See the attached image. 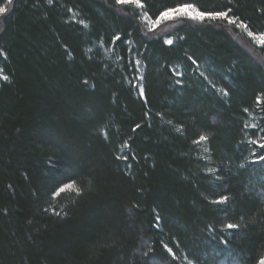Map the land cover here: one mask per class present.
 I'll return each mask as SVG.
<instances>
[{
	"label": "trees",
	"instance_id": "1",
	"mask_svg": "<svg viewBox=\"0 0 264 264\" xmlns=\"http://www.w3.org/2000/svg\"><path fill=\"white\" fill-rule=\"evenodd\" d=\"M146 2L155 18L180 0ZM186 2L233 7L264 30V0ZM141 16L116 0H18L0 20V73L10 77L0 79V264H257L264 255V151L248 143L264 136L255 104L264 47L226 21L182 19L157 32ZM117 34L124 42L112 44ZM129 47L139 50L147 102L127 82ZM187 56L199 68L176 83L168 67L184 72ZM202 133L209 141L194 143ZM68 177L74 187L50 199ZM220 195L230 200L212 203ZM241 217L240 228L225 227Z\"/></svg>",
	"mask_w": 264,
	"mask_h": 264
},
{
	"label": "snow or ice",
	"instance_id": "2",
	"mask_svg": "<svg viewBox=\"0 0 264 264\" xmlns=\"http://www.w3.org/2000/svg\"><path fill=\"white\" fill-rule=\"evenodd\" d=\"M18 3V0H0V20H6L9 18V16L14 13L16 4ZM47 5L52 6L54 5V0H46ZM116 3L119 5L124 6H131L136 8L142 13L141 18L146 22L147 27L150 30H155L162 21H168L172 19L177 18H189L196 21H226L228 25L233 26L235 29L243 30L247 36L254 41L256 44L264 47V30L256 31L253 29V25L251 21H246V19L242 18L241 16H238L236 14V11L233 7L225 6L222 10H201L195 3L186 2V0H180V2H177L172 7H165L163 11H160L158 15H155V18H153V15L149 14L148 5L146 0H116ZM67 11L72 12V16L70 17V20H76V13L73 12L72 9H67ZM259 11L261 14H264V8H260ZM77 23L83 25L85 28L89 27V24L85 23L84 19L76 20ZM4 29L2 26H0V32H3ZM170 35V33H169ZM126 39V38H125ZM117 41H120L123 43L124 41L121 38V35L117 34L110 38V42L112 44H116ZM99 44L103 45L104 40L102 37L99 38ZM163 43L167 46H173L174 41L172 39H164ZM89 52L92 51V49H88ZM107 51H111L110 49H106ZM138 48L133 49L132 47H129L127 49V65L132 67L134 69V72L132 74V79H129L127 82L136 89L138 95L142 97L145 102H147V92H146V75H145V69L142 66V61L140 59H137L138 55ZM0 56H7L6 51L3 48H0ZM71 59V55L69 56ZM118 59H121V62L123 64V59L118 57ZM187 60L190 61V63L186 66V69L184 72H178L174 67H168V74L175 77L176 83H183V80L187 74V72H196L199 68L198 59H194L192 56H187ZM2 71V70H0ZM200 77H202L210 87V89H216V84H214L210 79H208L203 72L199 73ZM0 79L7 82L10 80L9 75H2L0 76ZM83 84L85 86H89L88 81H83ZM91 87H95V85H91ZM219 91L223 96L227 97L229 96V91L227 88L221 87L219 89H216ZM255 104L259 107H264V91H261L258 95L255 96ZM244 112H248V108L243 109ZM168 123H171V121H168ZM249 127H256L260 128L259 125H248L245 124L244 128L247 129ZM141 125L136 124L135 129H140ZM179 130V129H178ZM261 131H264V128H260ZM107 135V133H105ZM209 141V134L202 133L198 136V139L194 141L196 144H200L201 142H208ZM248 143L252 145H259L260 151H264V136L259 137L258 139H254L249 141ZM130 145L127 141H125L121 145V151H123L124 148H128ZM207 151V149H205ZM121 159H128L127 155H123L120 157ZM258 160L264 161V155H258L256 157ZM205 160H210V156H205ZM49 163H52V161H49ZM207 171L210 173L215 174L214 168H207ZM220 177H217L219 179ZM67 179L71 180V183H65L62 180L56 181L54 184L51 185L49 188L50 193V199H55L56 197H59L62 193H64L66 190L71 189L76 184V180L72 179L71 177H68ZM92 180L89 179L86 181L87 185H91ZM11 187V186H9ZM85 189L77 188L76 192L78 194H82ZM230 200V197L228 195H220L218 200L212 201L214 204H224ZM7 210L5 209V212ZM47 211V209L45 210ZM53 213L57 216H60L61 213L56 211L53 208ZM63 215H67V212H64ZM155 219L157 221L161 220V216L156 215ZM241 223H227L225 225L228 229H237L242 226L243 223V217L240 218ZM157 227H160L159 224L156 225ZM211 228V225L208 226ZM163 248L167 250L168 253H170L174 258L176 257V253L173 251V248L170 247L167 243H164L161 241ZM227 243V241H225ZM188 264H193L191 260H189ZM257 264H264V255H262L259 259Z\"/></svg>",
	"mask_w": 264,
	"mask_h": 264
},
{
	"label": "rangeland",
	"instance_id": "3",
	"mask_svg": "<svg viewBox=\"0 0 264 264\" xmlns=\"http://www.w3.org/2000/svg\"><path fill=\"white\" fill-rule=\"evenodd\" d=\"M182 19H187V20H190V21H192V22H195V23H203V22H205V21H203V22H201V21H196V20H192V19H189V18H177V19H172V20H168V21H162L161 22V24L155 29L157 32H164L165 30H166V28L169 26V25H171L172 23H175V22H177V21H180V20H182ZM143 22L146 24V22L143 20ZM146 27H147V24H146ZM147 29L149 30V31H153V30H150L148 27H147ZM236 31H238L240 34H243L247 39H250L248 36H247V34L243 31V30H238V29H236ZM166 39H171V38H166ZM173 40V39H172ZM251 40V39H250ZM251 42L253 43V44H255L257 47H262V46H260V45H258V44H256L254 41H252L251 40ZM1 74V73H0ZM3 74H1V76H2Z\"/></svg>",
	"mask_w": 264,
	"mask_h": 264
}]
</instances>
